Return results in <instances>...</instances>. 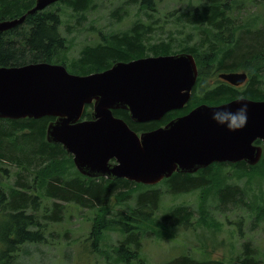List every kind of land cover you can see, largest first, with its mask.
Masks as SVG:
<instances>
[{"label": "trees", "instance_id": "trees-1", "mask_svg": "<svg viewBox=\"0 0 264 264\" xmlns=\"http://www.w3.org/2000/svg\"><path fill=\"white\" fill-rule=\"evenodd\" d=\"M93 1L60 0L78 14L91 9ZM155 1H138L145 9L147 22L136 19L123 31H109L97 43L83 45L72 65H67L61 58L67 41L59 31V14L50 9L28 13L22 23L0 34V66L60 62L72 73L88 74L108 68L115 61H128L148 53H191L198 66V78L190 99L181 109L165 113L160 120L142 123L132 121L127 110H112L115 116L122 118L137 132L164 125L171 118L203 102L219 104L238 96L264 99V14H256L249 23L251 17L239 20L234 16L236 0H195L194 7L168 13L180 25L179 30L181 27L196 28V33H187L181 43H177V31L162 29L159 25L163 23L152 17L150 11L156 10ZM34 3L35 0H0V20L18 17ZM118 11L123 15L128 13L122 7ZM158 28L161 33L165 32L164 38L151 41L150 34ZM176 47L178 50H175ZM237 70L248 73L246 82L240 86H233L218 77L213 85L208 82L212 75ZM91 110V104L85 105L82 118H90ZM51 119V116L0 117V171L4 173L1 177H5L0 179V264H15L17 260L18 264H23L19 257L28 253L30 244L45 241L51 235L49 225L61 221L69 204L86 208L92 213L97 209L95 217L106 210L108 200L114 196L125 201L133 199V207L128 213L118 212L117 215L111 212V217L96 218L90 231L94 243L100 241L102 229L117 224L123 233L115 246L117 264H129L130 258L139 251L142 223L150 221L159 211L164 191L179 194L208 186L213 183L214 166L221 170L230 166L238 172L246 171L249 166L244 161L214 162L193 173L174 172L158 184H141L125 178L89 177L69 166L66 161L72 156L60 144L46 140L45 131ZM254 142L261 143L260 140ZM259 162L261 165L257 172L262 170L264 179V155L253 168L258 167ZM8 167H18V171L12 174ZM215 187L214 196L220 207L225 208L231 203L238 208L244 206L250 209L246 201L248 192L236 183L224 181ZM252 207L259 209V220L264 219V205ZM193 209L187 205H174L163 210L159 219L162 225L187 228L194 219ZM206 212V207L200 211ZM96 244L93 246L97 247ZM239 246V252L232 257L234 262L264 264V253L259 257L249 240ZM209 263L226 264L223 260L197 258L190 253L174 256L164 264Z\"/></svg>", "mask_w": 264, "mask_h": 264}, {"label": "water", "instance_id": "water-1", "mask_svg": "<svg viewBox=\"0 0 264 264\" xmlns=\"http://www.w3.org/2000/svg\"><path fill=\"white\" fill-rule=\"evenodd\" d=\"M56 1L35 0L22 15L1 19L0 34ZM197 78L196 60L187 52L115 61L88 74L46 61L0 66V117H53L46 140L60 144L76 170L89 177L155 184L174 172L193 173L214 162L256 164L264 154V99L203 102L141 132L112 113L127 110L134 122L160 120L188 102ZM218 78L239 86L247 72H220ZM87 104L92 105L90 118H82Z\"/></svg>", "mask_w": 264, "mask_h": 264}, {"label": "rangeland", "instance_id": "rangeland-1", "mask_svg": "<svg viewBox=\"0 0 264 264\" xmlns=\"http://www.w3.org/2000/svg\"><path fill=\"white\" fill-rule=\"evenodd\" d=\"M138 1L94 0L93 7L80 14L64 6L60 0L44 7L43 9L56 11L60 16L59 31L67 41V48L61 52V58L67 65H72L83 45L97 43L102 37L105 38L109 31H123L136 19L147 22L145 9L140 7ZM155 2L156 10L150 11L152 17H157V21L163 23L159 25L162 29L177 31L175 34L177 43H181L187 33H196L195 26L181 27L179 30L180 25L176 24L168 14L173 10L182 11L185 8L194 7L195 0H156ZM235 2L233 14L239 20L251 17L250 23L256 14H264V0H236ZM121 7L126 8L128 13L121 14V11H118ZM161 31L160 28L156 29L150 34V40L164 38L165 32L161 33ZM177 48L175 50H178ZM148 55L151 54L148 53ZM217 77V74L210 76L208 79L210 85L216 83ZM66 162L74 167L72 159ZM257 165L259 166L255 168H253L254 165H249L244 172H238L230 166H226L223 170L214 166L213 183L211 182L210 185L179 194L164 191L159 211L157 210L150 221L142 223L139 251L137 255L130 258L129 264H164L182 253H190L197 258L223 260L226 264H238L232 260V257L239 252V244L247 240L251 242L259 257L262 256L264 219L259 220V209L252 207L257 204L264 205V179L262 170L257 172L261 163ZM8 168L12 174L18 171V167ZM1 173L2 171H0V179L3 180L5 177H1ZM224 181L236 183L244 192H248L246 201L250 204V209L244 206L238 208L231 203L226 204L225 208L219 206L214 196L215 185ZM133 205V199L125 201L114 196L108 200L106 210L94 217L97 209L92 213L86 208L69 204L62 214L61 221L49 225L51 235L46 237L45 241L30 244L28 253L22 254L19 259H22L23 264H117L116 256L118 255L115 253L117 248L115 246L123 237L121 229L117 224L108 225L101 230L100 241L93 243L91 226L96 218L111 217L112 213L118 212L128 213ZM174 205L196 208L193 209L194 219L190 227L161 224L160 213ZM204 207L207 209L206 214L200 213ZM147 230L150 232L148 235ZM92 243L93 245L97 243L98 250H95L97 247H94ZM15 264H18V260ZM118 264L122 263L118 262Z\"/></svg>", "mask_w": 264, "mask_h": 264}, {"label": "clouds", "instance_id": "clouds-1", "mask_svg": "<svg viewBox=\"0 0 264 264\" xmlns=\"http://www.w3.org/2000/svg\"><path fill=\"white\" fill-rule=\"evenodd\" d=\"M244 111V109H241V112H243ZM239 120H240V123H243L244 122V117H243V115H241L240 117H239Z\"/></svg>", "mask_w": 264, "mask_h": 264}, {"label": "flooded vegetation", "instance_id": "flooded-vegetation-1", "mask_svg": "<svg viewBox=\"0 0 264 264\" xmlns=\"http://www.w3.org/2000/svg\"><path fill=\"white\" fill-rule=\"evenodd\" d=\"M44 10V9H43ZM40 11H42V10H40ZM151 121H153V120H151ZM146 122H148V121H146ZM136 123H142V122H136ZM141 132V131H140Z\"/></svg>", "mask_w": 264, "mask_h": 264}, {"label": "bare ground", "instance_id": "bare-ground-1", "mask_svg": "<svg viewBox=\"0 0 264 264\" xmlns=\"http://www.w3.org/2000/svg\"><path fill=\"white\" fill-rule=\"evenodd\" d=\"M217 44V43H216ZM218 54V53H217ZM94 71V70H93ZM226 162V161H225Z\"/></svg>", "mask_w": 264, "mask_h": 264}]
</instances>
